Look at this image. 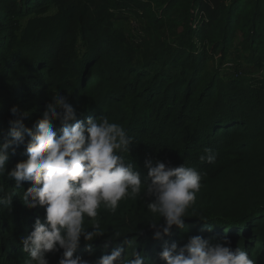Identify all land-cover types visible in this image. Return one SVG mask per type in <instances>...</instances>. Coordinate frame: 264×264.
<instances>
[{
	"label": "trees",
	"instance_id": "1",
	"mask_svg": "<svg viewBox=\"0 0 264 264\" xmlns=\"http://www.w3.org/2000/svg\"><path fill=\"white\" fill-rule=\"evenodd\" d=\"M129 13L146 21L138 50L116 25L119 14ZM239 34L245 61L257 73L242 78L235 69L226 78L222 67ZM57 91L78 120L104 115L121 125L133 142L126 162L142 175L149 158L202 174L184 228L154 239L142 190L115 214L98 209L105 235L81 238L74 256L98 264L123 248L122 258L131 259L128 239L144 264H166L159 258L166 243L183 246L199 235L264 264V0H0V145L11 139L10 121L23 118L35 131ZM54 124L59 134L63 126ZM14 147L6 172L28 158L24 145ZM205 148L217 154L215 164L199 160ZM0 184L15 193L10 207L0 206V264H24L22 237L37 218L43 222L44 208L24 205L30 184L17 187L6 176ZM114 231L123 237L105 248ZM62 251L48 256L59 260Z\"/></svg>",
	"mask_w": 264,
	"mask_h": 264
},
{
	"label": "clouds",
	"instance_id": "2",
	"mask_svg": "<svg viewBox=\"0 0 264 264\" xmlns=\"http://www.w3.org/2000/svg\"><path fill=\"white\" fill-rule=\"evenodd\" d=\"M10 111L15 116L18 109L14 106ZM56 121L63 126L59 134L54 130ZM10 124L11 139L0 145V177L14 179L17 187L30 184L22 193L24 205L29 209L40 206L45 212L43 222L37 218L30 234L22 237V251L28 253L24 264H49L48 254L61 250L58 264H89L74 253L81 238L91 242L105 235L107 229L101 227L98 209L115 214L122 200L135 199L142 190V198L150 199L147 209L152 214L148 222L153 238L162 240L173 226L184 228L188 209L203 186L202 174L194 167H173L158 159H145L147 174L142 175L133 163L126 162L125 153L130 154L133 142L125 129L104 115L89 117L86 123L78 120L68 97L58 91L36 121L35 131L25 127L23 118ZM24 133L29 137L27 143ZM20 145L25 146L28 158L6 172L8 150L15 152L14 146ZM216 158L211 148L199 156L208 164H215ZM13 195L0 184V206L10 207ZM85 218L91 231L84 226ZM120 237L121 232L114 231L104 247ZM123 243L131 249V259L122 258L124 249L116 248L98 264H144L133 241L125 239ZM159 258L166 264H255L247 251L213 244L199 235L183 246L166 243Z\"/></svg>",
	"mask_w": 264,
	"mask_h": 264
},
{
	"label": "rangeland",
	"instance_id": "3",
	"mask_svg": "<svg viewBox=\"0 0 264 264\" xmlns=\"http://www.w3.org/2000/svg\"><path fill=\"white\" fill-rule=\"evenodd\" d=\"M195 15V13H194ZM119 19L116 22V25L118 27H121L122 30L125 32L126 36L128 37V40H130V43L133 45L135 50L140 49L141 44L143 43L144 39L147 36L146 31V21L142 16H139L137 14H131L129 13L128 17L126 18L123 16V14H119ZM192 28L194 29L195 27ZM241 35L239 34L237 36V42L235 41L234 49L231 50L229 57L226 59L229 63L233 61L238 65L236 68L224 66L222 67V76L223 77H231V75H234L235 69L241 70L242 73L239 77L242 78H249L252 76V74L256 75V69H253L249 64L246 63L244 58V52L240 48L239 42L241 41ZM198 48V46H197ZM225 61V62H226ZM47 259L49 260V264H58V259L52 256H47Z\"/></svg>",
	"mask_w": 264,
	"mask_h": 264
},
{
	"label": "built area",
	"instance_id": "4",
	"mask_svg": "<svg viewBox=\"0 0 264 264\" xmlns=\"http://www.w3.org/2000/svg\"><path fill=\"white\" fill-rule=\"evenodd\" d=\"M197 26V22L193 24V27ZM224 66H229V67H234L235 68V63L231 61V63H229L228 61L224 64ZM239 74H241V72H239Z\"/></svg>",
	"mask_w": 264,
	"mask_h": 264
}]
</instances>
